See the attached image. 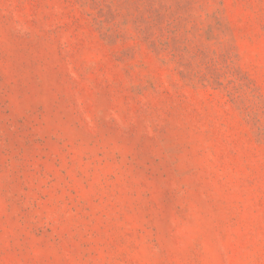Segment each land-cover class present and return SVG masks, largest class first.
I'll return each mask as SVG.
<instances>
[{
	"label": "rangeland",
	"instance_id": "1",
	"mask_svg": "<svg viewBox=\"0 0 264 264\" xmlns=\"http://www.w3.org/2000/svg\"><path fill=\"white\" fill-rule=\"evenodd\" d=\"M0 264H264V0H0Z\"/></svg>",
	"mask_w": 264,
	"mask_h": 264
}]
</instances>
